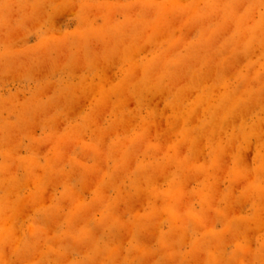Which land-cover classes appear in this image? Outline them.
I'll use <instances>...</instances> for the list:
<instances>
[{"label": "rangeland", "instance_id": "1", "mask_svg": "<svg viewBox=\"0 0 264 264\" xmlns=\"http://www.w3.org/2000/svg\"><path fill=\"white\" fill-rule=\"evenodd\" d=\"M0 264H264V0H0Z\"/></svg>", "mask_w": 264, "mask_h": 264}]
</instances>
